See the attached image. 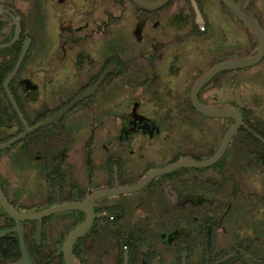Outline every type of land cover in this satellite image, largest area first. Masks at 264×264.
Masks as SVG:
<instances>
[{
    "label": "flooded vegetation",
    "instance_id": "flooded-vegetation-1",
    "mask_svg": "<svg viewBox=\"0 0 264 264\" xmlns=\"http://www.w3.org/2000/svg\"><path fill=\"white\" fill-rule=\"evenodd\" d=\"M195 2L0 0V143L27 132L0 149V188L15 210L86 202L219 151L236 119L198 110L193 86L258 39L223 0ZM247 9L264 30V0ZM251 66L218 72L197 92L242 119L215 162L22 221L33 264H65L64 242L86 220L74 264H264V111L243 87ZM16 225L0 204V231ZM9 235L19 243L16 232L0 238Z\"/></svg>",
    "mask_w": 264,
    "mask_h": 264
},
{
    "label": "water",
    "instance_id": "water-1",
    "mask_svg": "<svg viewBox=\"0 0 264 264\" xmlns=\"http://www.w3.org/2000/svg\"><path fill=\"white\" fill-rule=\"evenodd\" d=\"M138 6L143 8H155L162 6L163 4L167 3L169 0H133ZM224 3L249 27L251 32L257 37L258 39V47L254 50H252L250 53L244 54V55H237L233 57H229L227 59H224L216 64H214L212 67H210L208 70H206L196 81L192 89V102L194 106L203 112L204 114L210 115V116H231L236 119V123L230 127V129L227 131V133L224 136L222 145L219 149V151L209 160L203 161V162H197L195 160H185L181 159L178 162L154 170L150 172L147 176L136 182L135 184L131 186H123L119 188L114 189H101L96 192H94L90 200L86 202H65L56 204L48 209L34 212L31 214H24L20 213L17 210H15L9 201L7 200L6 196L4 195L3 191L0 188V204L3 207V209L10 214L16 221L17 225L16 227L4 231H0V237H3L9 232H16L19 238V248L21 252V259L14 263V264H33L32 258L30 257V254L27 250L25 239H24V229L22 225V221L24 220H32V219H38L41 220L42 218L51 215L53 213L69 210V209H85L86 206L93 202L94 199L110 194V193H116V192H130L134 191L136 189H139L143 187L152 177L158 174H162L164 172L170 171L176 167L182 166V165H194V166H204L209 165L213 162H215L222 154L225 146L227 145V142L230 140L232 135L236 132L238 126L241 124L242 119L240 116V113L234 109L233 107H227V106H209L201 103L198 100L197 92L200 89V87L209 80L214 74L222 71H228L232 69H238L242 67H247L254 65L258 63L264 56V30L262 26L260 25L259 21L256 19V17L247 9V4L249 0H223ZM193 4L196 7L195 0H192ZM197 8V7H196ZM87 93L83 94L81 97L85 96ZM80 97V98H81ZM79 100V98L77 99ZM76 100V101H77ZM75 101V102H76ZM75 102H72L67 107L63 108L59 112L55 113L53 116L48 118L46 121H44L42 124L49 123L51 121H55L59 119ZM41 125V124H40ZM39 126V125H38ZM37 127V126H36ZM27 132L18 134L14 136L13 138L0 143V149L10 146L12 143L22 139ZM91 226V220H86L84 223H82L74 232H72L68 237L66 238L64 245H63V253H64V259L65 264H74V260L72 258V246L77 239V237L84 234L89 227ZM41 224L38 226L37 231V238L39 240L41 236Z\"/></svg>",
    "mask_w": 264,
    "mask_h": 264
},
{
    "label": "rangeland",
    "instance_id": "rangeland-1",
    "mask_svg": "<svg viewBox=\"0 0 264 264\" xmlns=\"http://www.w3.org/2000/svg\"><path fill=\"white\" fill-rule=\"evenodd\" d=\"M263 65L258 64L257 66L252 65L249 69V77L248 83H245L243 87L249 90L248 98L252 101L260 102V107L263 108L264 111V69L262 70ZM264 117V112L262 113ZM24 213H31V208H24Z\"/></svg>",
    "mask_w": 264,
    "mask_h": 264
},
{
    "label": "trees",
    "instance_id": "trees-1",
    "mask_svg": "<svg viewBox=\"0 0 264 264\" xmlns=\"http://www.w3.org/2000/svg\"><path fill=\"white\" fill-rule=\"evenodd\" d=\"M20 258V248L15 235L0 238V264H10Z\"/></svg>",
    "mask_w": 264,
    "mask_h": 264
}]
</instances>
